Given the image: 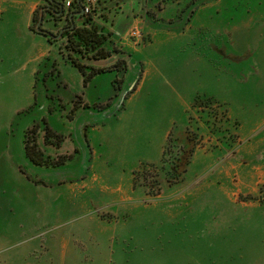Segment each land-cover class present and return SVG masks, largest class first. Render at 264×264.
Returning a JSON list of instances; mask_svg holds the SVG:
<instances>
[{
    "label": "rangeland",
    "instance_id": "374dc122",
    "mask_svg": "<svg viewBox=\"0 0 264 264\" xmlns=\"http://www.w3.org/2000/svg\"><path fill=\"white\" fill-rule=\"evenodd\" d=\"M190 1L80 0L97 61L46 0H0V147L47 163L0 201V264H264V0Z\"/></svg>",
    "mask_w": 264,
    "mask_h": 264
},
{
    "label": "trees",
    "instance_id": "16d2710c",
    "mask_svg": "<svg viewBox=\"0 0 264 264\" xmlns=\"http://www.w3.org/2000/svg\"><path fill=\"white\" fill-rule=\"evenodd\" d=\"M50 6L48 7V12L50 14H53L57 19H61L65 17L69 21V26L64 28L61 31V34L68 33V45L67 48L70 49L73 53L79 54L81 57H85L88 60H103L111 56L112 51H105L104 48H102V44L105 42L106 37L100 34L95 26H92L91 28H85V27H77L74 24V15L78 13L80 6V0H73L70 7L73 10L71 13L65 12V0H46ZM207 0H191L189 4V8H195L196 6L205 3ZM75 6V7H74ZM46 9V8H43ZM82 10V8H81ZM69 11V10H68ZM43 11L42 14H40L39 19L37 21H40L42 18V22L44 20L43 17ZM69 14H72V17H69ZM84 14V12H83ZM82 14V15H83ZM66 15V16H65ZM36 17V13L34 14V18ZM41 22V24H42ZM40 24V28H41ZM43 29V28H41ZM45 30V29H43ZM47 31V30H45ZM37 32V31H36ZM49 32V31H48ZM39 34H44L46 36H49V33L44 32H37ZM51 35H53L51 33ZM51 37H54L51 36ZM114 50V49H113ZM91 54L89 57L88 54ZM87 55V56H85ZM69 58L72 61V64L78 69V71L85 76L86 74V66L80 62V60L76 57L69 56ZM91 72L89 74V77H93L99 73H102L106 70L100 69V68H90ZM123 78V76H122ZM86 78L84 80V83H86ZM45 139L48 140L51 135H53L52 130L48 126L45 127ZM191 135V136H190ZM187 134L183 141L182 145L179 148V151L177 154H173L171 163V170L168 173L173 179H177L180 177L182 172L185 171L186 167L191 161V157L194 152V143L195 138L192 134ZM26 137V134H25ZM172 142V140H171ZM24 149L26 157L35 165L37 166H47L46 161L43 159V155L37 148V144H33L32 146L29 145V142L25 140L24 142ZM57 165H60L58 163ZM54 166V165H53Z\"/></svg>",
    "mask_w": 264,
    "mask_h": 264
},
{
    "label": "crops",
    "instance_id": "0c3cea01",
    "mask_svg": "<svg viewBox=\"0 0 264 264\" xmlns=\"http://www.w3.org/2000/svg\"><path fill=\"white\" fill-rule=\"evenodd\" d=\"M65 67H67V66H65ZM10 149H11V152L14 153L13 152L14 150H12V147L10 145H4V146L0 147V157L6 159L4 161L5 169H4L3 173L0 174V180L3 184L9 185V188L7 187L8 190L5 189L4 191L0 192V201L9 198L8 194H9V190H10V185L15 187V189L17 190L18 189L17 182L24 184L25 185L24 195H25V197H27L26 188L30 187V185L32 184L31 180H28L29 178L26 177L27 175H25L23 172L19 171V166H20L25 170L26 174L30 175L29 168L32 169L34 167V164L26 157L23 143L18 144V146L16 148L17 151H15L16 153L14 154V156H12V158H11V156H9L10 159L7 160V157L4 156L5 155L4 153H9ZM14 157H15V159H14ZM12 167H16L18 171L13 172V173L8 172L7 169H10ZM39 177H40V179H42L43 182L46 181L45 176H42L41 174H39Z\"/></svg>",
    "mask_w": 264,
    "mask_h": 264
},
{
    "label": "water",
    "instance_id": "95a60500",
    "mask_svg": "<svg viewBox=\"0 0 264 264\" xmlns=\"http://www.w3.org/2000/svg\"><path fill=\"white\" fill-rule=\"evenodd\" d=\"M80 14H83V10H81ZM69 17H72V14H69ZM42 22V18L40 19V21L38 22L37 26H36V31L37 32H44V33H49L48 31H45L43 29L40 28V24ZM61 34H59L58 36H54V38H59ZM49 36H53L51 35V33H49Z\"/></svg>",
    "mask_w": 264,
    "mask_h": 264
},
{
    "label": "built area",
    "instance_id": "2783aa9c",
    "mask_svg": "<svg viewBox=\"0 0 264 264\" xmlns=\"http://www.w3.org/2000/svg\"><path fill=\"white\" fill-rule=\"evenodd\" d=\"M73 0H66L65 1V7H70L71 3H72ZM84 13H87L88 12V8H85V10H83Z\"/></svg>",
    "mask_w": 264,
    "mask_h": 264
},
{
    "label": "flooded vegetation",
    "instance_id": "af4514ba",
    "mask_svg": "<svg viewBox=\"0 0 264 264\" xmlns=\"http://www.w3.org/2000/svg\"><path fill=\"white\" fill-rule=\"evenodd\" d=\"M48 10V9H47Z\"/></svg>",
    "mask_w": 264,
    "mask_h": 264
}]
</instances>
